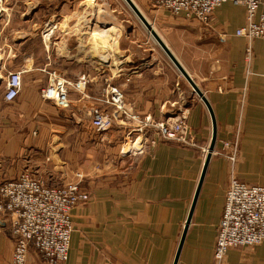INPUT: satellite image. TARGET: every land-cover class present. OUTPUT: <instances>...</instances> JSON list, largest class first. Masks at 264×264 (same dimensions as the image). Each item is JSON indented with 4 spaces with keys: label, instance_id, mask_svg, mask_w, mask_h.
Returning a JSON list of instances; mask_svg holds the SVG:
<instances>
[{
    "label": "crops",
    "instance_id": "1",
    "mask_svg": "<svg viewBox=\"0 0 264 264\" xmlns=\"http://www.w3.org/2000/svg\"><path fill=\"white\" fill-rule=\"evenodd\" d=\"M131 1L152 23L214 116L216 142L176 263L214 264L216 228L231 169L221 142L237 138L234 176L264 187V38L250 43L248 62V43L235 36L245 25L243 6L224 3L210 24L201 25L171 16L154 7L153 0ZM260 2L258 12L264 13V0ZM46 17L42 28L40 19ZM102 17L96 0H0V183L24 171L48 186L81 182L89 200L71 212L66 264H172L203 169L205 158L199 151L208 149L211 141V117L171 62L178 75L163 69L152 48L143 50L148 57L142 60L129 52L143 45L138 42L140 28L124 33L123 27L121 32L119 26L98 22ZM52 18L59 22L51 25ZM119 39L126 40L127 48ZM117 44L123 71L114 77L102 65L108 47ZM37 45L45 58L40 68ZM98 45L104 52L97 53ZM54 46L70 56L58 57V69L47 68ZM17 71L22 73L21 91L14 101L5 102L7 75ZM49 73L68 82L83 75L88 82L80 87L89 97H98L103 83L121 85L128 106L156 120L184 107L197 146L163 140L150 129L139 147L121 153L127 131L112 127L94 132L80 109L91 102L82 101L79 91L69 88L67 108L41 98ZM130 149L134 152L128 153ZM51 178L58 182L51 183ZM13 245L9 224L0 218V264L10 263ZM26 264L44 263L31 249ZM222 264H264V242L229 250Z\"/></svg>",
    "mask_w": 264,
    "mask_h": 264
},
{
    "label": "built area",
    "instance_id": "2",
    "mask_svg": "<svg viewBox=\"0 0 264 264\" xmlns=\"http://www.w3.org/2000/svg\"><path fill=\"white\" fill-rule=\"evenodd\" d=\"M224 3L240 5L245 9V25L235 32V36L247 41L246 60L250 62V43L264 38V13L258 12L260 0H153L154 7L171 16L201 25L210 24L214 11ZM21 74V71L8 73L3 95L5 102H12L19 96ZM84 80L81 77L73 84L52 82L41 90L40 96L67 108L69 88L78 90ZM103 107L112 108L115 112L110 115L102 107H87L91 124L97 132L109 129L116 116L120 119L125 115L123 119L126 122L132 120L139 123L138 116L127 109L117 86L108 85ZM167 119L157 127L150 117H145L129 133L142 134L144 128L155 127L159 129L161 138L194 146V138L185 126V117ZM237 150V138L232 142H222L221 151L230 162L231 169L221 220L216 228L214 264H222L231 249L253 248L264 242V187L246 184L234 176ZM201 155L206 157L207 150H203ZM88 199V194L78 184L48 187L27 171L16 179L1 182L0 218L8 222L9 233L14 240L9 264H26L31 249L44 264H66L72 232L71 212L78 205L87 203Z\"/></svg>",
    "mask_w": 264,
    "mask_h": 264
},
{
    "label": "rangeland",
    "instance_id": "3",
    "mask_svg": "<svg viewBox=\"0 0 264 264\" xmlns=\"http://www.w3.org/2000/svg\"><path fill=\"white\" fill-rule=\"evenodd\" d=\"M133 3V2H132ZM96 4H97V9H98V12L101 14V15H103L104 17H102V18H98V22H102V23H105V22H109V23H111V24H113L114 26H119L120 27V30H121V32H122V27L124 28L123 30H124V33H125V29H133V28H135V30H136V28L138 29V28H140V38L138 39V42L141 44V43H143V45H140L139 47H137V46H135L134 48L135 49H129V52H132L135 56H133L134 58H136V59H139V60H142L143 58H147L148 57V55H147V53H143V50L144 49H149V48H152L153 50H154V52L155 53H157V55H156V57H155V59H157V60H161L162 62H161V65L164 67L163 69H169V72H170V70H171V72L173 73V71H174V69H173V67H172V65H171V63H170V61L164 56V54L162 53V51L160 50V48L158 47V45H157V43L154 41V39L151 37V35L148 33V31L145 29V27L142 25V23L137 19V17L134 15V13L131 11V9L128 7V5L125 3V1L124 0H96ZM35 6H36V4H35ZM35 6H34V8H35ZM51 9H54V6L53 7H51L50 6V10ZM139 11V10H138ZM140 13L143 15V13H142V11H140ZM99 16V15H98ZM105 16L107 17L106 19H105ZM144 18L146 19V21L150 24V26H152V28H154L153 27V25H152V23L149 21V19L148 18H146L145 16H144ZM49 20H51V18H49ZM38 22H39V20H38ZM40 22H41V27L42 28H44V26L46 25V23L48 22V19H47V17L46 18H43V19H40ZM57 22H59V19L57 20L56 18L54 19V18H52V24L51 25H55ZM77 23H78V21H76ZM81 22V21H80ZM84 22V21H83ZM20 24H22L21 22H20V20L19 19H17V23H16V25L18 26V27H21L22 25H20ZM69 24H74L73 22H71V23H69ZM20 25V26H19ZM155 31L157 30V29H154ZM123 33V34H124ZM97 35V36H96ZM95 36L96 37H98V39H99V34H96ZM121 35V34H120ZM54 38L53 39H55L56 37H57V34H55L54 36H53ZM122 37H123V35H122ZM137 36H135V41L137 40V38H136ZM120 39H123V38H121L120 37ZM119 39V40H120ZM263 39V38H262ZM120 41H122V40H120ZM126 41V40H125ZM125 41H122V43H121V47L122 48H127L126 46L127 45H125L126 44V42ZM39 46L40 45H37V48H38V50L35 52V54H36V57L38 58V60H37V62H38V66H39V68H40V61H41V59H45L44 57H42V55H41V53H40V48H39ZM57 47V46H56ZM55 46H54V48L52 49V48H50L49 49V55H50V59H49V61H50V66H47V68H56V69H58V68H60L61 66H60V64H61V62L62 61H60L59 59L60 58H58V57H63V56H66V57H70L69 56V54H61L60 52H59V50H57V48H56ZM61 46H59V48H60ZM112 47V46H111ZM137 47V48H136ZM97 48V53H99V52H104V49H102V47H100L99 45L96 47ZM109 49H108V53H107V63H106V65L105 64H103L102 65V68L103 69H111L112 71H113V75H114V77H116V74H119L120 72H122L123 71V67H122V65H119L120 63H119V59H120V56H121V52H120V50H119V46H118V44H117V46H115V48H110V47H108ZM99 55V54H98ZM104 57V56H103ZM18 60H19V58H18ZM173 69V70H172ZM23 71L25 70V68H23L22 69ZM52 72V71H51ZM170 72V73H171ZM174 73L176 74V75H178L175 71H174ZM83 74V73H82ZM48 81H47V85L44 87V88H42L41 90H43V89H45L50 83H52V82H55V83H57V81H65V80H63L62 78H60L58 75L56 76V75H54V73H49L48 74ZM81 77H83V75H81ZM81 77H79L78 78V80L81 78ZM83 78H85V77H83ZM53 79H54V81H53ZM179 79H182L181 78V76H179ZM68 82V81H67ZM76 82H78V81H75V82H69L70 84H73V83H76ZM86 82H88L87 81V79L85 78V80L83 81V82H80V85H84ZM108 85H113V86H117V87H119V90L121 91V93H122V95H123V99H124V102H125V104H126V107H127V109H129L130 110V112L132 113V114H134V115H136V116H138V118L139 119H137L138 121H139V123H137L136 121H132V120H129V121H125L123 118L125 117V115H123V116H121V118L120 119H118V117L116 116L115 117V119L116 120H114L113 121V123H112V126L109 128V129H111L112 127H121L123 130L125 129L127 132H126V135H124V138H125V140H124V142H121L122 143V149H121V153L122 152H125L128 148H130V147H132V146H134L135 145V147H139L138 146V144L140 143V141L144 138L143 137V135L145 134V133H147V131L148 130H150V129H152L153 130V132H155L158 136H159V133H160V131H159V129L158 128H155V127H146V129L144 128L143 130H142V134L141 133H129L132 129H134L137 125H139L143 120H144V118L145 117H150V116H141L140 114H138V112L136 113L135 111H134V109H133V107H129L128 106V104H127V102H126V98H125V94H124V91H123V87L121 86V85H116V84H112V83H105V85H104V83H103V87H102V89H101V91H100V95L98 96V97H89L87 94H85L84 93V89H83V87H80L78 90H76L75 88V90L76 91H79L80 92V99L82 100V101H84L85 103H86V100H90V104H85L88 108H89V106H91V107H99V108H103V109H105L106 111V113H108V114H113L114 112H115V110L114 109H112V108H108V107H103V104H104V99H105V90L107 89V87H108ZM41 90H40V95H41ZM85 105H81L80 106V109H81V111H83L84 113H85V115H86V117L90 120V124H91V119H90V117L88 116V108L85 106ZM83 106L85 107L84 109H83ZM182 109H178L175 113H171V115L172 116H169V117H166V118H164V119H162V120H156V119H154V118H152V117H150V119L153 121V124L155 125V126H157V127H159V124H161V123H165L168 119L167 118H174V117H178V118H180V117H182V116H184L185 117V126L187 127V132H188V134H190V135H192L193 136V138H194V146H189V145H187V144H184V143H179V142H176V141H173V140H167V139H164V138H162L163 140H166V141H172V142H174V143H176V144H178V145H183V146H187V147H196L197 146V144H196V140H195V136H194V134H192L191 132H190V129L188 128V126H187V119H188V113H187V109H185L184 107H181ZM91 126H92V124H91ZM93 127V126H92ZM109 129H107V130H109ZM106 130V131H107ZM93 131L94 132H97L94 128H93ZM102 132H104V131H102ZM98 133H100V132H98ZM129 133V134H128ZM141 134V135H140ZM160 137V136H159ZM161 138V137H160ZM223 142H225V141H223ZM222 143V142H221ZM222 145V144H221ZM203 150H207L208 151V149H206V148H200V156L201 157H203V158H205L204 156H202L201 155V152L203 151ZM133 153L134 151L132 150V149H130L129 150V152L128 153ZM213 153V152H212ZM211 153V154H212ZM223 154V153H222ZM237 158V157H236ZM103 162V161H102ZM103 164V163H102ZM231 167V166H230ZM32 175V174H31ZM33 177H34V175H32ZM79 174H77V176L75 177V178H78L79 179ZM35 179H37V180H40V181H42L46 186H48L45 182H44V180H42V179H39V178H36V177H34ZM56 179H54V178H51L49 181L51 182V183H57L58 181H55ZM69 184H78L79 185V187L83 190V191H85L84 189H83V187L81 186V182L79 181V180H75V181H70V182H68V183H66V184H62V185H60V186H65V185H69ZM60 186H57V185H55V186H48V187H52V188H54V187H60ZM86 192V191H85ZM87 193V192H86ZM88 194V193H87ZM89 200V199H88ZM86 204V203H85ZM81 205H83V204H81ZM79 206V205H78ZM77 206V207H78ZM72 231H73V225H72ZM72 233V232H71ZM70 237H71V235H70ZM12 252H13V250H12ZM36 253V252H35ZM37 254V253H36ZM37 256L39 257V255L37 254ZM12 257V256H11ZM27 257H28V255H27ZM40 258V257H39ZM26 263H27V259H26Z\"/></svg>",
    "mask_w": 264,
    "mask_h": 264
},
{
    "label": "water",
    "instance_id": "4",
    "mask_svg": "<svg viewBox=\"0 0 264 264\" xmlns=\"http://www.w3.org/2000/svg\"><path fill=\"white\" fill-rule=\"evenodd\" d=\"M125 3L128 5V7L131 9V11L134 13V15L137 17V19L142 23V25L145 27V29L148 31V33L151 35V37L154 39V41L157 43V45L160 47V49L164 52V54L167 56V58L170 60V62L172 63V65L176 68V70L178 71V73L185 79V81L188 83V85L191 87L193 93L199 97V99L203 102V104L205 105L210 117H211V122H212V135H211V141L208 147V151H207V155L205 157L204 160V164H203V169L200 175V179L197 185V189L195 191V195L192 201V205L188 214V217L186 219L183 231H182V235L177 247V251L175 254V257L173 259V263L172 264H176L178 261V257H179V253L182 247V244L184 242V237L186 234V230L191 218V214L194 208V204L196 202V198L198 196V191L200 189L205 171H206V167L208 165L211 153L213 152L214 149V145L216 142V126H215V121H214V116L212 114L211 108L208 104V102L206 101L205 97L203 96V94L199 91V89L196 87V85L194 84V82L192 81V79L189 77V75L184 71V69L181 67V65L176 61V59L173 57V55L170 53V51L168 50V48L164 45V43L161 41V39L156 35V33L153 31V28L150 26V24L146 21V19L142 16V14L140 13V11H138V9L136 8V6L132 3L131 0H124Z\"/></svg>",
    "mask_w": 264,
    "mask_h": 264
}]
</instances>
